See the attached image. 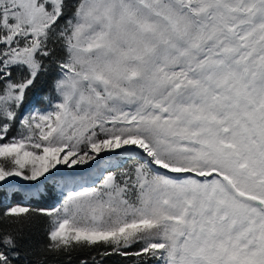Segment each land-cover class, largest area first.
<instances>
[{"label": "snow or ice", "instance_id": "snow-or-ice-1", "mask_svg": "<svg viewBox=\"0 0 264 264\" xmlns=\"http://www.w3.org/2000/svg\"><path fill=\"white\" fill-rule=\"evenodd\" d=\"M17 185L0 264H264V0H0Z\"/></svg>", "mask_w": 264, "mask_h": 264}, {"label": "trees", "instance_id": "trees-1", "mask_svg": "<svg viewBox=\"0 0 264 264\" xmlns=\"http://www.w3.org/2000/svg\"><path fill=\"white\" fill-rule=\"evenodd\" d=\"M0 191H4L8 193V198L6 199L4 196H0V209H3V207L9 203L12 202V195L16 192H19L21 196H23L22 192H20L19 190H0ZM43 192V198H37L39 200V204L36 206H40V205H54L56 204L58 201L56 199V197L58 196V193L53 191L51 194L49 193V188L48 187H44ZM46 223V219L45 218H41V222L38 226V230L36 233V237L35 238H40L43 239V228L45 226ZM34 238V239H35ZM31 246V242L29 241H25L23 242V248H22V264H23V260L26 258L27 260L31 261L33 259L32 256L28 255V256H24V253H27L28 249ZM108 264H131V258H123V257H118V256H113L108 260Z\"/></svg>", "mask_w": 264, "mask_h": 264}, {"label": "rangeland", "instance_id": "rangeland-1", "mask_svg": "<svg viewBox=\"0 0 264 264\" xmlns=\"http://www.w3.org/2000/svg\"><path fill=\"white\" fill-rule=\"evenodd\" d=\"M79 167H81V166H79ZM81 168H83V169H87V168H85V167H81ZM84 174H85V175H88L89 173L86 172V173H84ZM26 183H28V182H26ZM18 187H19V186H18ZM18 187L15 188L14 190H17V189H18V190H19L20 192H22V194H23V190H22V189H19ZM41 187L43 188V186H41ZM44 187H45V186H44ZM6 190H8V188H6ZM9 191H10V190H9Z\"/></svg>", "mask_w": 264, "mask_h": 264}, {"label": "bare ground", "instance_id": "bare-ground-1", "mask_svg": "<svg viewBox=\"0 0 264 264\" xmlns=\"http://www.w3.org/2000/svg\"><path fill=\"white\" fill-rule=\"evenodd\" d=\"M93 163H95V162H93ZM79 167V166H78ZM81 167H85V168H87L88 166L87 165H84V166H81ZM23 183H26V182H23ZM19 185H17V186H15V187H13V188H8V189H10V190H14L15 188H17Z\"/></svg>", "mask_w": 264, "mask_h": 264}]
</instances>
